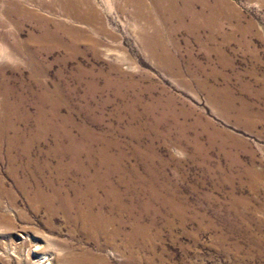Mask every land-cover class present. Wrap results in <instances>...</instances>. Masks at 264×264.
I'll return each instance as SVG.
<instances>
[{
    "label": "rangeland",
    "instance_id": "obj_1",
    "mask_svg": "<svg viewBox=\"0 0 264 264\" xmlns=\"http://www.w3.org/2000/svg\"><path fill=\"white\" fill-rule=\"evenodd\" d=\"M188 1L0 0V264H264V0Z\"/></svg>",
    "mask_w": 264,
    "mask_h": 264
},
{
    "label": "bare ground",
    "instance_id": "obj_2",
    "mask_svg": "<svg viewBox=\"0 0 264 264\" xmlns=\"http://www.w3.org/2000/svg\"><path fill=\"white\" fill-rule=\"evenodd\" d=\"M144 1L145 0H138V2L142 5L140 6V8L136 11L137 15H141L144 14L147 11V7L146 4L144 5ZM154 1V3L156 4V2H159L160 0H152ZM168 1H173V3H175V0H168ZM183 6H181V8H179V13H184V12H193V14L195 15V17H199L201 16V13H199L198 11H196L195 9L193 10V6L192 4L188 1V0H181ZM161 4V3H160ZM164 4V3H163ZM210 4H208L207 2H203L202 3V12L204 13L206 10L209 11V16H213L217 11L216 8L215 9H209L207 6H209ZM164 6V5H163ZM162 6V7H163ZM166 6V5H165ZM176 8V7H175ZM177 9V8H176ZM149 11V10H148ZM195 19V18H194Z\"/></svg>",
    "mask_w": 264,
    "mask_h": 264
}]
</instances>
